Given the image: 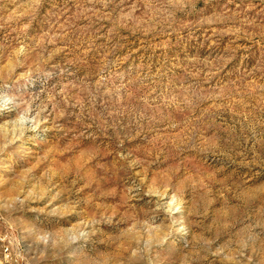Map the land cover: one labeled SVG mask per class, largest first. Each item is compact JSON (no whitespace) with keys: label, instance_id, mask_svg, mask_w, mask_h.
<instances>
[{"label":"rangeland","instance_id":"obj_1","mask_svg":"<svg viewBox=\"0 0 264 264\" xmlns=\"http://www.w3.org/2000/svg\"><path fill=\"white\" fill-rule=\"evenodd\" d=\"M0 264H264V0H0Z\"/></svg>","mask_w":264,"mask_h":264}]
</instances>
